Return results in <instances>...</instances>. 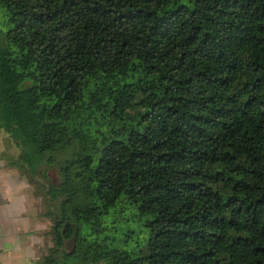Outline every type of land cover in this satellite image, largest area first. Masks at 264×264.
Listing matches in <instances>:
<instances>
[{
    "label": "trees",
    "instance_id": "trees-1",
    "mask_svg": "<svg viewBox=\"0 0 264 264\" xmlns=\"http://www.w3.org/2000/svg\"><path fill=\"white\" fill-rule=\"evenodd\" d=\"M0 128L57 167L30 264H264V0H0Z\"/></svg>",
    "mask_w": 264,
    "mask_h": 264
},
{
    "label": "rangeland",
    "instance_id": "rangeland-1",
    "mask_svg": "<svg viewBox=\"0 0 264 264\" xmlns=\"http://www.w3.org/2000/svg\"><path fill=\"white\" fill-rule=\"evenodd\" d=\"M6 131L0 128V157L5 160H10L14 165H18L20 168L24 170V172L30 177V179L34 180L36 185L37 193L39 194L40 204L42 207V216H43V224L44 226L39 229L40 231L35 233L36 239H38L37 245L39 246L38 255L39 258L43 257V255L48 252L49 248L53 245V240L51 235L49 234V230L52 225V220L49 216H47V211L49 210V206L46 203L44 198V185H49L51 183L58 181V172L56 166H51L48 163H43L38 169L37 173L34 175H29L28 171L26 170L24 165V161L22 158L19 157V150L15 144H12L9 135H6ZM51 207L58 211L59 209V199L54 202ZM118 231L111 232L112 235H120L122 229L125 228L127 225L134 226L137 230L142 229V224L139 220L135 219L134 217H129V222L125 223L124 221L118 222ZM74 241L69 240L66 243V248L70 250L73 247ZM37 258V259H39ZM32 261H28V264L32 263ZM104 264V263H101Z\"/></svg>",
    "mask_w": 264,
    "mask_h": 264
},
{
    "label": "clouds",
    "instance_id": "clouds-1",
    "mask_svg": "<svg viewBox=\"0 0 264 264\" xmlns=\"http://www.w3.org/2000/svg\"><path fill=\"white\" fill-rule=\"evenodd\" d=\"M22 191V186L14 182L11 174L0 172V196L4 199V204L0 206L3 210V220L0 221V240L5 241L0 246V253H2L0 264H4L5 258L8 264H28V258L34 254L38 243L32 236L25 237L12 220V205L15 204L17 208L24 205V200L20 199Z\"/></svg>",
    "mask_w": 264,
    "mask_h": 264
},
{
    "label": "crops",
    "instance_id": "crops-1",
    "mask_svg": "<svg viewBox=\"0 0 264 264\" xmlns=\"http://www.w3.org/2000/svg\"><path fill=\"white\" fill-rule=\"evenodd\" d=\"M0 172L5 174H11L14 178L15 183H19L23 191L21 193L20 199L24 200V205L22 207H16L15 204L12 205V220L15 222L16 226L21 229V233L27 237L32 236L36 239V234L39 232L44 224L42 222V207L40 204L39 194L37 193L36 185L34 180L24 172L22 168L18 165H14L10 160H5L0 157ZM4 204V199L0 196V206ZM3 220V210L0 208V221ZM27 229V231H24ZM38 240V239H36ZM5 243L4 240H0V246ZM39 246L37 245L34 249V254L28 258V261L39 258L38 255ZM2 255V253H0ZM4 264H8L7 258L4 259Z\"/></svg>",
    "mask_w": 264,
    "mask_h": 264
}]
</instances>
